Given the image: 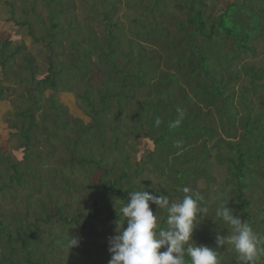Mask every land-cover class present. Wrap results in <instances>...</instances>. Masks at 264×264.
<instances>
[{"label":"rangeland","instance_id":"1","mask_svg":"<svg viewBox=\"0 0 264 264\" xmlns=\"http://www.w3.org/2000/svg\"><path fill=\"white\" fill-rule=\"evenodd\" d=\"M229 4L232 29L225 36L218 17ZM240 5L246 11L238 12ZM198 10L204 26L188 44L185 37L199 27L188 20ZM4 42L10 44L0 48V264H108L118 219L108 221V212L120 213L128 191L175 201L183 187L201 194L208 209L193 241L216 249L220 264H239L230 246H216L215 237L231 229L215 211L227 201L234 216L264 234V164L248 161L252 167L240 179L248 182L239 184L243 214L228 162L237 159L235 144L249 160L257 159L255 151L264 159V0H0V47ZM190 47L208 57L221 99L207 103L201 95L211 83ZM60 67L55 90L39 84ZM178 109L181 132L164 134L165 147H157L152 138L180 118ZM95 122L105 128L96 130ZM200 126L208 134L198 133ZM83 157L93 161L81 165ZM124 172L128 179L120 183ZM150 208L166 227V209ZM95 210L96 221H84ZM32 233L37 241L26 240L29 254L16 238ZM68 233L79 237L69 251Z\"/></svg>","mask_w":264,"mask_h":264},{"label":"clouds","instance_id":"2","mask_svg":"<svg viewBox=\"0 0 264 264\" xmlns=\"http://www.w3.org/2000/svg\"><path fill=\"white\" fill-rule=\"evenodd\" d=\"M178 112L180 118L173 122V127L181 123L183 112L179 109ZM155 123L158 126L160 119ZM176 143L179 146L181 141ZM182 192V198L170 201L166 195L144 189L128 191L127 203L120 209L123 219H117L115 235L109 239L108 264H220L216 249L197 244L192 238L200 219L209 216L207 207L203 206L204 197L189 187H183ZM150 203L166 209V227L160 225ZM226 203L216 209L215 215L231 231L215 237L217 248L228 245L236 253L239 264H257L264 256V234L255 232L247 220L234 216ZM78 245L79 237L68 233L67 250Z\"/></svg>","mask_w":264,"mask_h":264},{"label":"trees","instance_id":"3","mask_svg":"<svg viewBox=\"0 0 264 264\" xmlns=\"http://www.w3.org/2000/svg\"><path fill=\"white\" fill-rule=\"evenodd\" d=\"M190 2L192 3V4H194V2H195V0H190ZM204 7H205V5H204ZM227 8H226V10L224 11V13L223 14H221L218 18H219V24H218V27L220 26V30L221 31H226L227 33H225V32H223L224 33V35L226 36V35H230L231 34V32H230V29H232L231 27H232V24L231 23H229V18H231L232 19V17H231V14L233 13L232 11H233V9H234V5L233 4H229V5H227L226 6ZM191 8L192 7H190V11H192L191 10ZM238 12H240V11H246L245 9L243 10V6L242 5H240V6H238ZM251 10V12H252V8H250ZM220 18H221V21H220ZM194 22H197L198 24H199V27L196 29L195 28V32L193 31L192 32V34H191V36L189 37V38H187V37H185L186 39H187V41H188V44H190V43H192V42H194L193 41V39H194V36L196 35V33L197 32H199L202 28H203V26H204V22H203V12L201 11V10H198V11H196V12H194V16H192V17H190V19L188 20V24H189V27L191 26V25H193V23ZM216 22H218V21H213V23H212V25L210 26V28H211V31H212V33L211 34H214V28H215V23ZM230 26V27H229ZM238 31L240 30V29H237ZM239 35H240V33H239ZM251 35V34H250ZM212 36L211 35H209L208 36V38H211ZM246 41L248 42V41H250L251 40V37H246ZM247 42H246V44H247ZM10 43L9 42H4L3 44H2V46L0 47L1 49H5L8 45H9ZM180 49V48H179ZM248 49H250L249 48V46H247V49H245L244 48V50H248ZM190 52H191V54L190 55H192V54H196V55H199V57H200V60L202 61V63H204V66H203V68H204V74H205V76L208 78V80H209V82L211 83V86L210 87H207L206 86V84H203V86H206V87H203V89H202V91H201V95L202 96H204V98L206 99V102L208 103V102H210V99H212L213 97L215 98V97H217V98H219V99H221V96H223V94L222 95H216L215 96V91H216V89H218L219 88V83H217V82H214L213 84H214V87H215V91L213 90V84H212V82L210 81L211 80V78L212 77H215L214 76V74L212 73V71L210 70V69H208L207 68V64L205 63V61L208 59V57L207 56H204V54H202V51L201 50H199V49H197V47H190ZM0 55H2V51L0 50ZM189 55V56H190ZM188 56V60L190 59V57ZM2 64L4 63V61L2 60V62H1ZM73 64H72V62L71 63H69V65L67 66L68 67V71L69 70H72L71 69V66H72ZM4 68H5V65H4ZM3 67H2V69H4ZM63 70L64 69H62L61 67L57 70V71H54L52 68H50L49 69V73L47 74V76L42 80V81H40L39 82V84H42L44 87H47V89H52V90H55L56 89V86H57V82H61V81H59V80H56L55 81V79H57V78H59V79H61V75H62V72H63ZM195 71V69H192V72H194ZM220 84H222V83H220ZM218 87V88H217ZM212 96V97H211ZM213 98V99H214ZM104 99L105 98H103V100H102V102H103V104H105L104 103ZM227 100H229V98H225V99H222L221 101H223L224 103L227 101ZM106 111V107H104L103 108V111H102V113H104ZM96 114H97V112H96ZM195 116L196 117H198L199 119H201V116H199L198 115V113H195ZM250 124L251 123H248V125H247V127H249L250 126ZM180 126V125H179ZM179 126H177V127H166L164 130H162V134L158 137V138H156V139H153L152 138V141H153V143L157 146V145H159L160 147H162L163 145H164V147H165V141H164V139H165V137H164V134H166V135H168L169 133H176V132H181V130H179ZM225 126V129H227V125H224ZM95 127H96V130H97V128H101V129H103V128H105V126H102L100 123H96L95 122ZM116 127V126H115ZM114 128V127H113ZM256 129H258L257 127H256ZM28 132V130L26 131V133ZM197 132L198 133H206V134H208V131H207V129L205 128V126H203V127H199V129L197 130ZM248 133V132H247ZM183 135V140L186 142V136H187V132H185V133H183L182 134ZM25 139L26 140H29V137L26 135L25 136ZM69 139V138H68ZM77 141V139L75 140V142ZM166 141H167V139H166ZM162 144V145H161ZM222 144H227L228 146H230V144L229 143H222ZM221 144V145H222ZM236 145V147H237V154H236V157H237V159H228V162H229V164H230V166H231V168L233 169V171L232 172H230V175L233 177V176H236L237 177V179L238 180H236V182L238 183V185L236 186L237 187V191H238V195L236 196V201H237V204H236V206L235 207H237L243 214H245V208H246V204H247V202H246V200L243 198V192H242V190H241V187H240V185L239 184H241V181H240V179L241 178H244L245 177V174H248V170L252 167V165L251 164H249L248 163V161H253V162H255V163H257L258 165H260V164H264L263 162H264V159H263V155L262 154H258V152L257 151H255L254 152V154H253V156L254 157H256L257 159H251V160H249L248 158H251L252 156H250V155H247V151H245V154L243 153V152H241L238 148L241 146V145H239V144H235ZM73 146H74V144H73ZM26 147V149H28L29 147H27V146H25ZM158 147V146H157ZM253 149H256L255 148V146L253 147ZM76 150H72V153L73 152H75ZM28 154H29V150H28ZM89 161H93V160H89V159H86V158H82L78 163H81V165H83L82 163L84 162V163H88ZM12 168H13V170L14 171H16L17 170V165H13L12 166ZM108 173V172H107ZM107 173H104V175H106ZM180 172H176V176L177 177H179V176H181V174H179ZM15 174H16V172H15ZM123 179H128L127 178V174H125V172L124 173H122L121 175H120V183H121V181L123 180ZM128 181V180H127ZM126 181V182H127ZM104 185H106V183H102V186H104ZM118 185V182H115V183H113L112 185H111V189H113V188H115L116 186ZM248 185V182H246V183H243V184H241V186L244 188V187H246ZM110 193V189H108L107 190V193L106 194H109ZM62 211V209H58L57 210V213H59V214H62L63 212H61ZM96 212L95 213H93V214H88L87 215V217H85L84 218V221L85 220H89V218H93L92 220L93 221H96V219H95V217H96V214L98 215L99 214V212L97 211V210H95ZM109 213V216H107V219H108V221H111L112 219H115V218H122V215H121V212L118 214V215H116V216H114L111 212H108ZM60 217H61V215H60ZM63 221L64 220H66L65 219V217L63 218H61ZM1 223V222H0ZM84 224V223H83ZM34 229H36V227L35 226H32ZM78 227H80V225H78ZM90 227H92V228H94V226L91 224L90 225ZM125 227H126V225H125ZM26 228L27 229H29V227H28V224L26 225ZM84 227L83 226H81L80 227V229L82 230ZM26 229V230H27ZM90 230V229H89ZM17 231H19V230H17ZM90 232H92L91 230H90ZM27 234V233H26ZM26 234H24L23 236H21V235H18V237L16 238V241H17V243L16 244H19L20 246H21V248H22V250L23 251H25L26 253H29L30 254V252L32 251V249L31 248H27V244H26V240H32V241H37V238H36V236H35V234H30V235H26ZM0 236H1V234H0ZM19 236H21V237H23V238H21V237H19ZM7 238L8 239H10V241L12 240L13 241V239L14 238H11V236L9 235V236H7ZM19 239V240H18ZM24 240H25V242H24ZM9 242V241H8ZM20 242H22V244L20 243ZM15 249L13 248V247H11L10 248V252H13ZM11 254V253H10ZM4 260V259H3ZM5 262H7V260H5ZM25 264H26V260H25Z\"/></svg>","mask_w":264,"mask_h":264}]
</instances>
